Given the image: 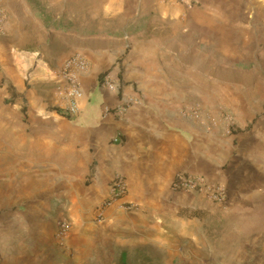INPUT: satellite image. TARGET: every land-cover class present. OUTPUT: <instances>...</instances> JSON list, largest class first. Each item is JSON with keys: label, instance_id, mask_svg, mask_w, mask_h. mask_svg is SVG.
I'll use <instances>...</instances> for the list:
<instances>
[{"label": "rangeland", "instance_id": "obj_1", "mask_svg": "<svg viewBox=\"0 0 264 264\" xmlns=\"http://www.w3.org/2000/svg\"><path fill=\"white\" fill-rule=\"evenodd\" d=\"M215 1L179 17L141 0H27L47 29L49 22L73 28L51 32L53 56L34 60L27 73L19 74L24 91L54 93L58 107L66 111L71 101L65 90L69 61L80 56L88 62L84 55L96 56L104 66L94 73L120 69L129 78L131 64L142 73L137 80L158 81L176 93L172 101L183 114H201L212 128L263 131L264 0H224L226 9L223 1ZM44 67L52 71L47 77L41 74ZM137 84L130 78L122 82L135 91L141 89ZM6 90L8 86L3 90L0 85V264H76L65 240L81 219L100 220L98 206L83 199L92 181L88 163L77 160L79 145H69L67 116L40 112L35 104L15 101ZM59 199L67 203L64 213L72 223L65 237L57 229L63 212L56 207ZM225 238L226 243L218 242L224 249L237 240ZM259 248V264H264V241ZM149 255L133 254L128 264L195 261ZM239 259L222 249L205 260L239 264Z\"/></svg>", "mask_w": 264, "mask_h": 264}, {"label": "crops", "instance_id": "obj_2", "mask_svg": "<svg viewBox=\"0 0 264 264\" xmlns=\"http://www.w3.org/2000/svg\"><path fill=\"white\" fill-rule=\"evenodd\" d=\"M141 1L164 15L179 17L209 3L198 0L189 7L177 0ZM220 1L224 5V0L213 4ZM0 3L9 15L8 30L0 34L2 89L8 86L7 94L15 101L35 104L40 112L58 113L57 95L25 92L21 77L34 60L49 61L53 56V30L45 27L27 0ZM84 56L90 67L87 72L77 71L84 90L81 112L67 117L69 145L80 146L77 160L87 161L92 179L83 199L99 209L116 173L125 176L128 190L105 206L102 219H81L65 240L76 264H128L133 254L147 258L150 252L156 257L161 253L195 259L190 264L203 258L200 264H208L205 259L222 249L239 257V264L245 262L242 258L259 264V245L264 241V130L229 133L226 127L212 128L201 114H183L172 101L176 93L163 89L158 81L137 80L142 73L135 72L133 65L127 75L138 82L141 89L136 91L122 85L129 78L120 69L94 73L103 61ZM51 73L44 67L41 74ZM107 74L115 76L116 90L99 80ZM132 97L138 101L122 113L121 106ZM179 171L201 173L211 182L224 184L227 202L213 203L197 191H174L172 182ZM131 204L138 206L128 209ZM227 236L237 240L224 249L218 242L226 243Z\"/></svg>", "mask_w": 264, "mask_h": 264}, {"label": "built area", "instance_id": "obj_3", "mask_svg": "<svg viewBox=\"0 0 264 264\" xmlns=\"http://www.w3.org/2000/svg\"><path fill=\"white\" fill-rule=\"evenodd\" d=\"M177 1L184 3L189 7H192L198 2V0ZM8 26L9 15L6 10L0 8V34L6 33ZM89 67V63L80 56H76L69 61L65 81V90L67 91L71 101L67 110L64 111L65 115L73 117L80 114V101L84 98V90L81 86V81L77 76V71L87 72ZM104 84L112 90H116L119 87V84L116 83L112 74H108L105 77ZM137 101L138 99H135V97L128 98L124 105L121 106V112L123 113L129 105ZM108 110L109 108L107 107L106 111ZM172 189L174 191H197L202 193L209 201L218 204H225L228 200L227 190L224 184L211 182L204 174L191 171H179L172 182ZM127 190L128 184L125 176L121 173H116L110 184L109 195L101 203L98 209V217L102 219L105 206H108L113 200L125 195ZM137 206L138 205L131 204L128 206V209H134ZM56 207L63 211L57 221L58 235L60 237H65L71 230L72 226L71 221L64 213L67 209V203L63 199H59L56 202Z\"/></svg>", "mask_w": 264, "mask_h": 264}, {"label": "trees", "instance_id": "obj_4", "mask_svg": "<svg viewBox=\"0 0 264 264\" xmlns=\"http://www.w3.org/2000/svg\"><path fill=\"white\" fill-rule=\"evenodd\" d=\"M56 21V20H55ZM59 22V21H58ZM61 22H63V21H61ZM49 24V29H51V30H55V31H60V32H62V33H66V32H68V31H72V26H70V25H64V24H59V23H53V24H51L50 22L48 23ZM78 32H80V30H76V33H78ZM99 80L100 81H103L104 80V77H103V75H100L99 76ZM59 114H61V115H65V112L63 111V110H61V109H59V108H54ZM65 116H67L68 118H72V117H70V116H68V115H65Z\"/></svg>", "mask_w": 264, "mask_h": 264}, {"label": "bare ground", "instance_id": "obj_5", "mask_svg": "<svg viewBox=\"0 0 264 264\" xmlns=\"http://www.w3.org/2000/svg\"><path fill=\"white\" fill-rule=\"evenodd\" d=\"M137 45V42H135L134 44H133V46H136Z\"/></svg>", "mask_w": 264, "mask_h": 264}]
</instances>
